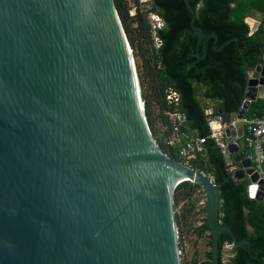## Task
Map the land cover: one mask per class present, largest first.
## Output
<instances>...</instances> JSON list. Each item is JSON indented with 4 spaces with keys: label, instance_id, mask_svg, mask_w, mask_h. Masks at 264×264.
<instances>
[{
    "label": "water",
    "instance_id": "obj_1",
    "mask_svg": "<svg viewBox=\"0 0 264 264\" xmlns=\"http://www.w3.org/2000/svg\"><path fill=\"white\" fill-rule=\"evenodd\" d=\"M192 27L199 42L190 0ZM251 76L235 128V178L264 200L239 138L264 86ZM199 183L219 264V186L159 147L115 0H0V264H182L175 190Z\"/></svg>",
    "mask_w": 264,
    "mask_h": 264
},
{
    "label": "trees",
    "instance_id": "obj_2",
    "mask_svg": "<svg viewBox=\"0 0 264 264\" xmlns=\"http://www.w3.org/2000/svg\"><path fill=\"white\" fill-rule=\"evenodd\" d=\"M115 2L133 50L145 114L159 147L218 184L220 207L215 222L229 226L243 242L235 245L229 231L221 229L219 264H264V200L249 196L248 177L235 178L232 155H225L210 137L208 123L211 116H222L227 122L237 116L251 73L257 76V66L264 64V0H190L195 24L204 33L200 42L186 0ZM153 13L161 17L162 26L154 27ZM248 17L259 21L255 30ZM174 90L179 94L177 101L168 99ZM207 109L212 113L207 114ZM263 114L264 95H258L250 102L247 117ZM197 137H205L202 151L188 146ZM203 199L199 183L186 180L176 187L180 246L188 232L196 235V244L205 238L209 246L204 259L196 252L183 264H213V236ZM226 243L233 247L225 261Z\"/></svg>",
    "mask_w": 264,
    "mask_h": 264
},
{
    "label": "built area",
    "instance_id": "obj_3",
    "mask_svg": "<svg viewBox=\"0 0 264 264\" xmlns=\"http://www.w3.org/2000/svg\"><path fill=\"white\" fill-rule=\"evenodd\" d=\"M131 13H134V11L131 10ZM151 17L155 21L154 27L162 26L163 21L158 14L153 13L151 14ZM156 40L159 44V39L156 38ZM178 97L179 94L175 90L168 94V99L170 100L177 101ZM206 113L211 114L212 109H207ZM237 121L238 118L236 117L230 122H227L222 116H211L208 120L209 126L211 128L210 137L214 139L216 144L222 149V152L225 155H230L228 152V140L225 135V129L227 127L235 128ZM243 122L245 124V131L242 137L243 144L245 149L248 150L249 158L252 161L253 167L260 172L262 177H264V114L254 118L246 117ZM204 142L205 137H197V139L188 146L192 150L196 149L198 151H202ZM184 153H187V151L184 150ZM231 169H234V165L231 166ZM226 245L229 246L230 250L233 247V243H226Z\"/></svg>",
    "mask_w": 264,
    "mask_h": 264
},
{
    "label": "rangeland",
    "instance_id": "obj_4",
    "mask_svg": "<svg viewBox=\"0 0 264 264\" xmlns=\"http://www.w3.org/2000/svg\"><path fill=\"white\" fill-rule=\"evenodd\" d=\"M133 2V0H131ZM132 11H136L135 7H132ZM151 17V14H150ZM152 22L154 23L155 21L151 17ZM205 196V193H204ZM205 199L201 201V203H205ZM206 205V204H205ZM176 210V209H175ZM196 240V235L193 234L192 232H188L185 235V238L183 240L182 246H180V251H181V261L182 264L186 260H190L196 252H198V258L200 260L204 259L205 257V251L209 249V246L207 245V240L204 238L199 239L198 244L195 243ZM180 245V243H179ZM231 255V250L229 246L225 245L224 246V252H223V258L224 260H228Z\"/></svg>",
    "mask_w": 264,
    "mask_h": 264
},
{
    "label": "crops",
    "instance_id": "obj_5",
    "mask_svg": "<svg viewBox=\"0 0 264 264\" xmlns=\"http://www.w3.org/2000/svg\"><path fill=\"white\" fill-rule=\"evenodd\" d=\"M247 20H248V22L250 23V26H251L252 30H255V29L258 27V25H259V21L256 20L255 18H253V17H248ZM258 75H259V74H258ZM258 75H257V76H258ZM251 76H253V73H251ZM254 76H255V75H254ZM261 87H262V86L259 87L258 95H264V92L262 91V88H261ZM236 117H237V116H235L234 118H236ZM242 139H243V138H239V141H240V143H241V145H242V148H245ZM234 167H235V166H234Z\"/></svg>",
    "mask_w": 264,
    "mask_h": 264
}]
</instances>
